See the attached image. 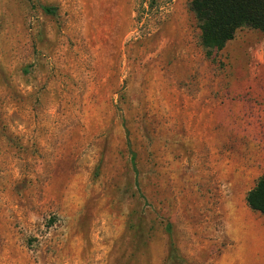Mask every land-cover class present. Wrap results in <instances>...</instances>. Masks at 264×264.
<instances>
[{
	"label": "rangeland",
	"instance_id": "rangeland-1",
	"mask_svg": "<svg viewBox=\"0 0 264 264\" xmlns=\"http://www.w3.org/2000/svg\"><path fill=\"white\" fill-rule=\"evenodd\" d=\"M189 2L0 0V264H264V33Z\"/></svg>",
	"mask_w": 264,
	"mask_h": 264
},
{
	"label": "trees",
	"instance_id": "trees-1",
	"mask_svg": "<svg viewBox=\"0 0 264 264\" xmlns=\"http://www.w3.org/2000/svg\"><path fill=\"white\" fill-rule=\"evenodd\" d=\"M189 8L197 22L200 43L206 53L221 49L240 26L264 33V0H190ZM42 9L49 14L54 11L49 6ZM244 199L251 210L264 218V175L256 178Z\"/></svg>",
	"mask_w": 264,
	"mask_h": 264
},
{
	"label": "crops",
	"instance_id": "crops-1",
	"mask_svg": "<svg viewBox=\"0 0 264 264\" xmlns=\"http://www.w3.org/2000/svg\"><path fill=\"white\" fill-rule=\"evenodd\" d=\"M216 264H228L226 257L224 255H222L221 259L218 262H216Z\"/></svg>",
	"mask_w": 264,
	"mask_h": 264
}]
</instances>
